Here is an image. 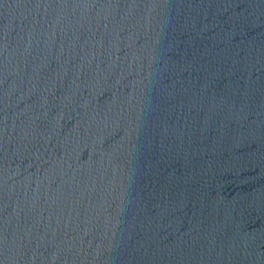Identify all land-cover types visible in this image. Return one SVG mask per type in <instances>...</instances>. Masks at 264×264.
<instances>
[{
	"label": "water",
	"instance_id": "95a60500",
	"mask_svg": "<svg viewBox=\"0 0 264 264\" xmlns=\"http://www.w3.org/2000/svg\"><path fill=\"white\" fill-rule=\"evenodd\" d=\"M0 264H264V0H0Z\"/></svg>",
	"mask_w": 264,
	"mask_h": 264
}]
</instances>
